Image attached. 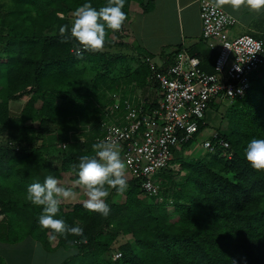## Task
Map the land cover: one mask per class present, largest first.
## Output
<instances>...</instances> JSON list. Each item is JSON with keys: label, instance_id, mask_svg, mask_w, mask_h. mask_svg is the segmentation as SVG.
<instances>
[{"label": "trees", "instance_id": "16d2710c", "mask_svg": "<svg viewBox=\"0 0 264 264\" xmlns=\"http://www.w3.org/2000/svg\"><path fill=\"white\" fill-rule=\"evenodd\" d=\"M144 1L125 0L122 29L109 33L102 51L80 57L74 40L61 42L59 28L67 24L69 36L71 28L64 17L85 3L99 9L106 0H0V136L5 138L0 144V238L6 242L30 237L53 250L48 230L38 222L42 207L26 199L27 188L49 175L60 180L70 174L76 181L73 165L94 154L92 144L113 108L112 95L151 75L145 63L129 79L104 75L125 72L105 70L109 55L104 50L126 48L121 33L131 6ZM189 53L201 59L205 72L214 73L217 53ZM173 63L166 61L162 69ZM90 66L96 76L87 87ZM259 74L245 98L230 101L226 121L216 132L230 144L231 160L206 153L186 162L180 151L190 149V143L172 161L186 173L173 190L169 168L156 178L158 197L146 196L141 181L130 180L122 203L106 201L111 208L107 218L88 212L83 204L60 205L56 218L84 230L83 237H57L55 249L76 250L64 264H264V171L252 169L244 156L250 140L264 139V78ZM25 95H30L25 109L13 117L11 102ZM212 109L220 108L213 103ZM206 127L201 125L199 132ZM121 237L127 242L115 250ZM115 253L122 254L117 261Z\"/></svg>", "mask_w": 264, "mask_h": 264}, {"label": "built area", "instance_id": "2783aa9c", "mask_svg": "<svg viewBox=\"0 0 264 264\" xmlns=\"http://www.w3.org/2000/svg\"><path fill=\"white\" fill-rule=\"evenodd\" d=\"M200 19L202 40L220 41L214 73L205 72L201 60L186 51L180 52L167 69L149 63L148 80L159 92V101L113 94V108L100 123L101 134L94 140L118 145L131 180L141 181L143 193L150 198L159 196L161 186L156 178L173 168L174 154L198 141L200 126H207L211 105L218 99L230 102L245 98L253 76L264 69V32L259 38L245 35L231 39L228 32L237 25V19L223 9L214 12L208 0L200 1ZM80 142L85 144V138ZM202 148L209 154L233 158L230 144L218 133L206 139ZM121 257L115 253L112 259Z\"/></svg>", "mask_w": 264, "mask_h": 264}, {"label": "clouds", "instance_id": "9594fccd", "mask_svg": "<svg viewBox=\"0 0 264 264\" xmlns=\"http://www.w3.org/2000/svg\"><path fill=\"white\" fill-rule=\"evenodd\" d=\"M211 9L215 12L230 6L233 11H239L242 6L249 11L259 13L264 10V0H209ZM125 0H106L99 9L91 3L77 7L73 12L74 20L70 28L67 24L59 28L62 43L74 40L77 55L82 57L85 52L96 53L104 49L110 32L122 29L127 16L122 10ZM93 155L80 157L78 165H73L77 174L75 183L84 191L87 199L83 207L91 213H99L107 218L111 208L106 203L110 190L123 194L128 189L126 179V164L121 157L119 147L115 142L101 140L92 144ZM244 156L257 172L264 171V139L253 138L244 149ZM60 181L49 175L43 183H33L27 188L26 199L34 206L42 207L38 218L42 229L48 230L50 240L57 237L68 239L69 235L83 237L84 230L80 226H70L62 218H56L60 212L62 200L74 197L75 193L61 187Z\"/></svg>", "mask_w": 264, "mask_h": 264}, {"label": "crops", "instance_id": "0c3cea01", "mask_svg": "<svg viewBox=\"0 0 264 264\" xmlns=\"http://www.w3.org/2000/svg\"><path fill=\"white\" fill-rule=\"evenodd\" d=\"M200 1L145 0L144 5L133 4L130 9V18L124 27L125 35H128L129 38L125 37V40L128 39L126 44L132 49L135 42L145 50L147 57H151L147 59V62L158 65H164L166 61L174 62L175 52L178 49L192 54L206 51H213L218 54L219 48H213L209 45V42L202 40L203 28L200 19ZM223 10L237 19L235 32L255 38H259L264 32V10L259 13L251 12L244 6L238 12L233 11L230 6H225ZM168 48L172 51H167ZM171 54H174V56L170 60L168 56ZM118 94L143 101L158 102L160 98L159 92L149 82L148 78L145 83L139 81L138 84H130V87L124 88ZM0 219H3V217L1 216ZM49 241L53 250L46 249L41 243L30 237L15 243L6 242L0 238V264L41 263L40 260L44 258L42 257L44 255L39 254L40 251L50 254L59 250L55 249L57 244H54L50 238ZM74 255L75 253L72 257Z\"/></svg>", "mask_w": 264, "mask_h": 264}, {"label": "rangeland", "instance_id": "374dc122", "mask_svg": "<svg viewBox=\"0 0 264 264\" xmlns=\"http://www.w3.org/2000/svg\"><path fill=\"white\" fill-rule=\"evenodd\" d=\"M64 20L69 21L70 25H72L74 17L73 16H71V17L65 16ZM234 28H233V30H231V32H228L229 37L231 39H235V38H238L240 36H243V34L235 32ZM125 34H126V32H124V31H123V33H121V36H122L121 41L125 44L126 48H123L121 46H117L115 48L110 47L109 49L104 50L109 55L108 56L109 57L108 64H106V65L102 64V66H104V65L106 66V68H105V70L107 69L106 71L111 70V67L112 68L113 67L120 68V69L123 68L125 70V72H122L121 74H118V71H120L119 69H117V71L114 72V74L104 73V75L105 74L109 75L110 79H115V76L116 77L123 76L124 77V78L122 77L123 79H129L127 76L129 74L133 73L135 70H137V68L141 65V63H145L150 68L149 63L146 61V57H147L146 55L147 54H146L145 50L140 48L138 44H135V42H134V46L132 47V49H130L129 45L126 44V42H128L129 38L127 37L128 35L126 36ZM125 37H127L128 39L125 40ZM117 43H119V42H117ZM209 45L212 46L213 48L218 49L220 46V41L219 40L211 41V42H209ZM167 51L171 52L172 50L168 48ZM156 61L159 62L158 60H156ZM155 65L159 66L160 68H163V66H164V65H158V64H155ZM111 72L113 73V71H111ZM95 76H96V70L93 69V66H90L88 68V71H87V74L85 77L87 87L92 86V82H93ZM259 77L264 78V69L259 74ZM118 92L119 91H117V93ZM29 98H30V95H25L21 99L14 100L11 102L10 111H11V115L13 117L18 118L21 116L23 110L25 109V107L28 103ZM214 104L219 105L220 109L219 110L212 109V110L207 112V116H206L207 127L202 132V134L200 135L198 141L195 144H193L190 149H186L184 151L179 150L181 152L180 153L181 157L186 162L197 161L206 155V151L202 148L203 142L206 139H209L211 136H213L218 131V128L220 127V125L224 124L226 121V119L224 118V114H225L227 108L230 106V102L229 101L223 102L222 100L218 99L215 101ZM4 140H5V138L3 136H0V144H3ZM179 151H177V152H179ZM52 167H54V165H52ZM172 170H173L172 171V177H171L172 182L168 186L170 188V190H173L176 187V185H178L181 182L182 178L186 174L185 172L182 171V167L179 164L174 165ZM130 177L131 176H130L129 170L126 167L127 182L131 180ZM59 181H60L59 186L69 188L75 193L74 197L69 198L68 200H62L60 205H71V204H83L84 203V201L87 199V196L84 193V191L75 183V181L73 180V175L71 176L70 174H62ZM123 200H124V194H115L113 192H110L109 196L106 198V201H109L112 204L113 203L114 204L122 203ZM169 212L170 213L173 212L172 207L169 208ZM1 220H3V219H0V221ZM52 241L54 244H58V241L56 239L52 240ZM126 242H127V238L121 237L114 244L113 248L115 250H117L121 245L125 244ZM75 252H76L75 249H71V250H67V251L59 249L56 253L52 252L50 254L49 253H43V251H40L39 254H43L44 256H42V257H44V258L40 260L41 263H37V264H61V263H64L66 260L68 261L70 259V257L72 258V255Z\"/></svg>", "mask_w": 264, "mask_h": 264}]
</instances>
